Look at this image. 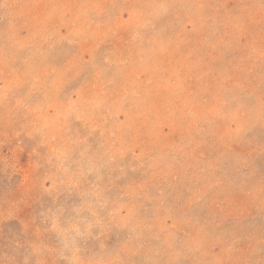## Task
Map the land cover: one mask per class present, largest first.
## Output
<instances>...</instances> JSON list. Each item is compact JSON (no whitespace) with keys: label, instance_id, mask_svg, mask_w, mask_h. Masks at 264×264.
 Segmentation results:
<instances>
[{"label":"rangeland","instance_id":"374dc122","mask_svg":"<svg viewBox=\"0 0 264 264\" xmlns=\"http://www.w3.org/2000/svg\"><path fill=\"white\" fill-rule=\"evenodd\" d=\"M0 264H264V0H0Z\"/></svg>","mask_w":264,"mask_h":264},{"label":"bare ground","instance_id":"6f19581e","mask_svg":"<svg viewBox=\"0 0 264 264\" xmlns=\"http://www.w3.org/2000/svg\"><path fill=\"white\" fill-rule=\"evenodd\" d=\"M181 71V70H180ZM250 120V119H249ZM176 148V147H175ZM107 207V206H106Z\"/></svg>","mask_w":264,"mask_h":264}]
</instances>
